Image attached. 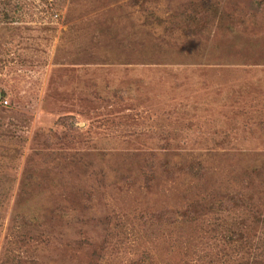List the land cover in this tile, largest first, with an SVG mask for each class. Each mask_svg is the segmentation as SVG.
<instances>
[{"label": "rangeland", "instance_id": "374dc122", "mask_svg": "<svg viewBox=\"0 0 264 264\" xmlns=\"http://www.w3.org/2000/svg\"><path fill=\"white\" fill-rule=\"evenodd\" d=\"M0 264H264V0H0Z\"/></svg>", "mask_w": 264, "mask_h": 264}]
</instances>
